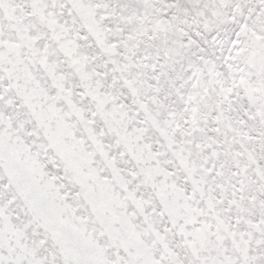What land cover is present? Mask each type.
Listing matches in <instances>:
<instances>
[{
    "label": "snow or ice",
    "instance_id": "6c2138e0",
    "mask_svg": "<svg viewBox=\"0 0 264 264\" xmlns=\"http://www.w3.org/2000/svg\"><path fill=\"white\" fill-rule=\"evenodd\" d=\"M0 264H264V0H0Z\"/></svg>",
    "mask_w": 264,
    "mask_h": 264
}]
</instances>
